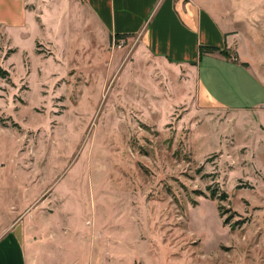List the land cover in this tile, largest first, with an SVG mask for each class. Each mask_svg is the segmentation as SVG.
I'll return each instance as SVG.
<instances>
[{
    "label": "rangeland",
    "instance_id": "rangeland-1",
    "mask_svg": "<svg viewBox=\"0 0 264 264\" xmlns=\"http://www.w3.org/2000/svg\"><path fill=\"white\" fill-rule=\"evenodd\" d=\"M59 13L0 23V181L84 215L105 264H264V154L240 118L199 100L193 69L153 71L136 40H84Z\"/></svg>",
    "mask_w": 264,
    "mask_h": 264
},
{
    "label": "crops",
    "instance_id": "crops-1",
    "mask_svg": "<svg viewBox=\"0 0 264 264\" xmlns=\"http://www.w3.org/2000/svg\"><path fill=\"white\" fill-rule=\"evenodd\" d=\"M54 8L60 12L55 25L61 27L69 12L81 22L84 40L129 35L126 39L137 41L138 57L153 71L156 64L161 72L193 69L199 100L240 118L250 152L257 146L264 154V5L245 0H0V23L26 28L33 18L44 30L45 14ZM201 46L220 51L202 55ZM45 190L36 181H19L13 188L0 181V264H105V250L91 242L84 215L35 209Z\"/></svg>",
    "mask_w": 264,
    "mask_h": 264
},
{
    "label": "trees",
    "instance_id": "trees-1",
    "mask_svg": "<svg viewBox=\"0 0 264 264\" xmlns=\"http://www.w3.org/2000/svg\"><path fill=\"white\" fill-rule=\"evenodd\" d=\"M127 37H129V35H122V36L117 35V36H115V39L118 41L122 38L126 39ZM112 39H113V37H112ZM216 51H220V50L216 47H213V46H201V48H200V52L202 55H203V53H211V52H216ZM222 53L227 55L225 51H222ZM9 76H10V73L0 65V78L7 79V78H9Z\"/></svg>",
    "mask_w": 264,
    "mask_h": 264
},
{
    "label": "built area",
    "instance_id": "built-area-1",
    "mask_svg": "<svg viewBox=\"0 0 264 264\" xmlns=\"http://www.w3.org/2000/svg\"><path fill=\"white\" fill-rule=\"evenodd\" d=\"M126 39L125 38H122V39H120V40H115V38H114V42H115V44H117L120 48L124 45V43L126 42L125 41Z\"/></svg>",
    "mask_w": 264,
    "mask_h": 264
}]
</instances>
